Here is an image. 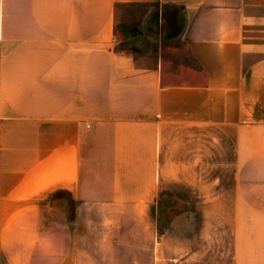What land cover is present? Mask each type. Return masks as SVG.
Here are the masks:
<instances>
[{"label": "crops", "instance_id": "1", "mask_svg": "<svg viewBox=\"0 0 264 264\" xmlns=\"http://www.w3.org/2000/svg\"><path fill=\"white\" fill-rule=\"evenodd\" d=\"M0 264H264V0H0Z\"/></svg>", "mask_w": 264, "mask_h": 264}, {"label": "rangeland", "instance_id": "2", "mask_svg": "<svg viewBox=\"0 0 264 264\" xmlns=\"http://www.w3.org/2000/svg\"><path fill=\"white\" fill-rule=\"evenodd\" d=\"M144 12V7L129 5H125L118 10L117 27L122 38L127 37V35H130L132 32L136 35L142 34L138 25L140 17L144 14ZM144 37L145 41L153 40L146 38V36ZM155 45L156 43L153 41L151 49L157 48ZM162 46L165 56L170 57L173 60L175 59L176 62H185L187 60L188 54L181 43L166 41Z\"/></svg>", "mask_w": 264, "mask_h": 264}]
</instances>
